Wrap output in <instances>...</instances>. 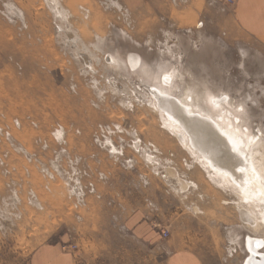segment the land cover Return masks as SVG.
Segmentation results:
<instances>
[{
	"label": "rangeland",
	"instance_id": "374dc122",
	"mask_svg": "<svg viewBox=\"0 0 264 264\" xmlns=\"http://www.w3.org/2000/svg\"><path fill=\"white\" fill-rule=\"evenodd\" d=\"M176 4L0 0V264H38L47 246L60 264H166L155 247L184 243L246 264L255 232L236 196L163 127L148 87L174 67L244 103L261 136L264 40L236 0Z\"/></svg>",
	"mask_w": 264,
	"mask_h": 264
},
{
	"label": "bare ground",
	"instance_id": "6f19581e",
	"mask_svg": "<svg viewBox=\"0 0 264 264\" xmlns=\"http://www.w3.org/2000/svg\"><path fill=\"white\" fill-rule=\"evenodd\" d=\"M81 57L86 64L92 62L85 54ZM108 60L110 67L120 66L115 55H109ZM156 80L155 86L148 87L152 110L157 113L159 108L163 114L158 113V119L163 127L178 135L196 164L208 173V168L214 170L208 179L236 196L244 223L255 232L247 238L246 264H264V253L260 250L264 246V132L260 136L261 129L258 133L251 130L245 104L227 92L217 94L208 87L201 90L187 86L185 75L174 67L157 75ZM165 129L163 132L168 135ZM166 171L171 178L177 177L171 169ZM185 182H180L182 188L187 187Z\"/></svg>",
	"mask_w": 264,
	"mask_h": 264
},
{
	"label": "crops",
	"instance_id": "0c3cea01",
	"mask_svg": "<svg viewBox=\"0 0 264 264\" xmlns=\"http://www.w3.org/2000/svg\"><path fill=\"white\" fill-rule=\"evenodd\" d=\"M174 1L177 3L176 6L180 7L186 5V3H189L191 0ZM234 13L236 23L239 24L243 32L254 38L264 40V0H236ZM149 233L151 232L147 230L146 236ZM154 235H156V233ZM199 246L200 245L195 243H184L182 245L180 244L178 247H170L168 244H163L157 245L155 250L162 254L166 264H207L210 256L198 251ZM150 249L152 253V247H150ZM59 251L58 247L47 246L39 251L35 259L38 264H60L61 259H65L66 257Z\"/></svg>",
	"mask_w": 264,
	"mask_h": 264
},
{
	"label": "built area",
	"instance_id": "2783aa9c",
	"mask_svg": "<svg viewBox=\"0 0 264 264\" xmlns=\"http://www.w3.org/2000/svg\"><path fill=\"white\" fill-rule=\"evenodd\" d=\"M164 233H165V235H166V234H168V232H167V231H164Z\"/></svg>",
	"mask_w": 264,
	"mask_h": 264
}]
</instances>
